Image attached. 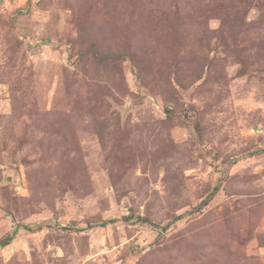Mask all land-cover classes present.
I'll list each match as a JSON object with an SVG mask.
<instances>
[{"label": "rangeland", "instance_id": "1", "mask_svg": "<svg viewBox=\"0 0 264 264\" xmlns=\"http://www.w3.org/2000/svg\"><path fill=\"white\" fill-rule=\"evenodd\" d=\"M17 225L0 264H264V0H0Z\"/></svg>", "mask_w": 264, "mask_h": 264}, {"label": "trees", "instance_id": "2", "mask_svg": "<svg viewBox=\"0 0 264 264\" xmlns=\"http://www.w3.org/2000/svg\"><path fill=\"white\" fill-rule=\"evenodd\" d=\"M216 192V189L212 190L211 191V194H209L206 198H204L200 204L198 205V207L200 208L201 206H204L206 205L209 201H210V198L212 197L213 194H215ZM143 220V222H149L147 218H141V221ZM109 222H112L111 220ZM105 224H106V221H105ZM24 228V229H28L27 227L23 226V225H17L16 228L12 231V233L8 236H6L5 238L1 239L0 240V246H6L8 245L9 243H11L13 240H15V235L17 233V229L18 228Z\"/></svg>", "mask_w": 264, "mask_h": 264}]
</instances>
